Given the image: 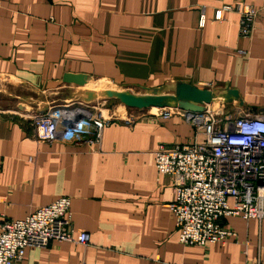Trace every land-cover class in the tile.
<instances>
[{
    "label": "crops",
    "instance_id": "obj_1",
    "mask_svg": "<svg viewBox=\"0 0 264 264\" xmlns=\"http://www.w3.org/2000/svg\"><path fill=\"white\" fill-rule=\"evenodd\" d=\"M222 1L258 9L250 35L239 34L235 11L214 20L218 0H0V75L35 92H72L63 103L47 95L36 114L85 103L91 80L143 93H170L176 81L228 85L239 100L216 106L264 113V0ZM64 73L86 74L87 83H65ZM169 109L166 117L149 108L111 120L96 151L74 141H36L31 118L0 111V218L20 219L69 196L75 232L89 234L87 245L29 247L20 264H264V217H224L237 234L224 245L180 243L167 206L171 177L157 174L154 151L192 141L194 127L180 109Z\"/></svg>",
    "mask_w": 264,
    "mask_h": 264
},
{
    "label": "built area",
    "instance_id": "obj_2",
    "mask_svg": "<svg viewBox=\"0 0 264 264\" xmlns=\"http://www.w3.org/2000/svg\"><path fill=\"white\" fill-rule=\"evenodd\" d=\"M218 1L222 4L215 9L214 20H222L224 12L235 11L239 34L250 35L258 9ZM204 22L202 6L199 23ZM158 109L159 115L170 114L169 108ZM181 112L194 127L193 139L159 144L154 151L156 172L171 177L174 200L167 206L180 243L224 245L237 239L236 232L224 225V217H264V113L247 111L232 118L221 104L212 107V103L205 104L201 112ZM30 121L31 136L36 141H74L96 151L111 120L95 111L91 103H71L50 106ZM71 216L70 197L59 196L23 218H0V264H20L29 247L43 248L62 241L87 245L89 234L75 232Z\"/></svg>",
    "mask_w": 264,
    "mask_h": 264
},
{
    "label": "water",
    "instance_id": "obj_3",
    "mask_svg": "<svg viewBox=\"0 0 264 264\" xmlns=\"http://www.w3.org/2000/svg\"><path fill=\"white\" fill-rule=\"evenodd\" d=\"M88 76L81 73H64L62 81L78 86L87 83ZM167 89V87H166ZM165 88L157 87L142 94H137L126 89H104L101 94L106 98H114L124 106L132 109L143 110L149 108H178L185 111L201 112L205 104L219 102L222 104L233 103L239 100L237 90L225 85L223 88H199L191 84L176 81L173 86ZM99 93L93 90H84L82 101L89 103L96 99ZM43 112V111H42ZM40 112V113H42Z\"/></svg>",
    "mask_w": 264,
    "mask_h": 264
},
{
    "label": "rangeland",
    "instance_id": "obj_4",
    "mask_svg": "<svg viewBox=\"0 0 264 264\" xmlns=\"http://www.w3.org/2000/svg\"><path fill=\"white\" fill-rule=\"evenodd\" d=\"M109 87L114 89L115 85L97 80H91L89 83L88 88L99 93V96L91 101L94 110L109 120L133 118L136 110L124 106L114 98H106L101 94L102 90ZM133 92L137 94L143 93V91L140 90H135ZM71 93L70 90H65L64 88L59 90L53 89V91L48 93L47 91L35 92L13 79L0 75V111H6L7 113L20 117H26L28 120L36 115L34 112L35 109L42 104L41 102L47 97V95L56 97L58 99L56 100V103H63L64 99L71 96ZM214 103H212V107H216V104ZM151 109L154 111V109L158 108L153 107ZM224 111L231 117L243 114L242 112L238 115L239 110H236L237 112H235L234 108H232V110L226 108Z\"/></svg>",
    "mask_w": 264,
    "mask_h": 264
},
{
    "label": "bare ground",
    "instance_id": "obj_5",
    "mask_svg": "<svg viewBox=\"0 0 264 264\" xmlns=\"http://www.w3.org/2000/svg\"><path fill=\"white\" fill-rule=\"evenodd\" d=\"M156 108V107H155ZM154 111H158V109H154Z\"/></svg>",
    "mask_w": 264,
    "mask_h": 264
}]
</instances>
